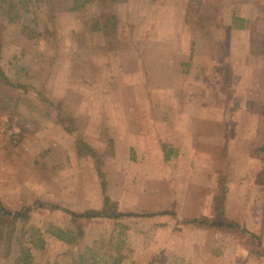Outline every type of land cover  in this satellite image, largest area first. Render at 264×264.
I'll return each mask as SVG.
<instances>
[{
	"label": "crops",
	"instance_id": "obj_1",
	"mask_svg": "<svg viewBox=\"0 0 264 264\" xmlns=\"http://www.w3.org/2000/svg\"><path fill=\"white\" fill-rule=\"evenodd\" d=\"M133 1L109 2L98 17L93 10L103 0H83L70 10L71 16L90 24V39L96 32L118 39L127 28L122 18L130 27L142 28L141 45L132 46V56H124L127 63L129 58L143 65L137 81L142 92L133 95L125 120L109 121L115 131L109 143L119 166L104 170L106 194L120 211L155 214L117 219L128 235L122 264L130 259L148 264H264V255L240 236L258 234L255 226L264 222V210L257 208L264 195V35L256 37L264 32V18L253 14L252 3L240 0L231 12L222 5L233 0H149L138 17ZM210 3L224 10L216 21ZM204 19L215 22L204 25ZM129 33L132 38L137 34L133 29ZM86 45L84 67L89 70L104 60L110 62L106 72L114 74L116 48L103 49L101 59L96 51L100 45ZM117 146L126 148L124 156H118ZM77 158L82 160H73ZM95 171L103 197L95 208L100 209L104 193ZM115 192L126 196L128 208ZM137 195L142 199L136 201ZM222 220V225L213 223Z\"/></svg>",
	"mask_w": 264,
	"mask_h": 264
},
{
	"label": "rangeland",
	"instance_id": "obj_2",
	"mask_svg": "<svg viewBox=\"0 0 264 264\" xmlns=\"http://www.w3.org/2000/svg\"><path fill=\"white\" fill-rule=\"evenodd\" d=\"M148 1H133L138 17ZM236 1L222 7L225 11L226 6L230 7L231 12ZM74 2L0 0V64L5 76L13 81L10 84L0 78V179L3 178L0 199L13 212L29 208L26 227L35 225L42 229L46 244L43 249L32 248L30 264H72L78 251L94 245L98 248L101 264H112L110 255L114 253L118 238L113 237L117 219L74 218L61 208L77 212L96 209L103 197L95 171V158L100 157L107 171L111 168L116 171L119 166L109 146L110 135L115 134L109 121L117 124L125 120L135 102L133 95L142 92L141 83L139 85L137 81L142 78L140 68L143 65L129 58L127 63L124 58L125 55L132 56V46L141 45L142 28L141 25L130 27L126 18H122L127 28L118 39L99 32L90 39L86 33L90 24H84L77 14L70 15ZM103 2L105 5H100L101 9L93 10L96 17L101 15L105 6L110 7L109 2L118 4V0ZM243 2L252 3L253 14L264 18V0H240ZM222 7L219 3L211 4L209 13L215 21L218 13L224 11ZM120 11L124 14L126 10L121 7ZM215 21L202 20L204 25ZM130 29L137 32L134 38L127 34ZM261 34L256 36L257 39L262 38L264 32ZM86 44L100 45L96 51L101 59H104L103 49L108 52L110 48H116L114 59L117 62H112L115 70L111 71L114 74L106 72L110 69V62L104 64L100 59L98 64H91V69L84 67V56L88 55L85 53ZM94 50L89 52L95 58ZM127 71L139 76L128 78ZM131 80L135 82L131 84ZM112 82L116 88L110 92ZM115 105L118 109H114ZM110 106L113 110L109 113ZM123 123L126 130L129 126L125 121ZM91 147L95 150L91 151ZM78 148L83 152L82 157ZM116 151L118 156H124L126 148L117 146ZM261 152H264V146ZM75 157L82 160L77 158L74 161ZM74 169L75 173L70 172ZM112 195L120 198L122 206L128 208L126 196L117 192ZM136 198L137 201L142 196ZM260 200L257 208L264 210V195ZM53 204L60 208H53ZM24 223V220H14L9 215L0 217V264H14L24 253L23 247L30 245L28 235L21 236ZM52 223L73 229L80 224L85 232L77 244L68 246L47 231ZM263 224L255 226L258 234L249 231L247 234L241 232L240 236L254 251L264 255ZM20 240H23L22 245ZM127 250L125 247L124 252ZM146 263L150 261L140 263L130 259L123 264Z\"/></svg>",
	"mask_w": 264,
	"mask_h": 264
},
{
	"label": "trees",
	"instance_id": "obj_3",
	"mask_svg": "<svg viewBox=\"0 0 264 264\" xmlns=\"http://www.w3.org/2000/svg\"><path fill=\"white\" fill-rule=\"evenodd\" d=\"M78 0H75L73 9H78L80 6V3L77 2ZM264 47V43H263ZM264 50V49H263ZM0 78L5 80L6 82L12 84V80L5 76L1 64H0ZM110 143V148H111ZM91 151L95 150L94 148L90 149ZM102 155V154H101ZM96 160V169L101 177V186L103 188L104 193V199H103V206L100 209H86L81 212L69 210L67 208H61L65 212L72 215L74 218H83V219H92V218H112V219H118L120 217H128V216H151L155 213H133V212H123L119 210V203L115 200H112L110 196L106 194V182H105V170H104V162L100 160V157L98 156L95 158ZM220 206V210H222L223 205ZM53 208H60L57 205H52ZM26 211H29V208L25 209V211H10L0 200V217L9 215L12 219L17 220L22 219L25 221L23 224V227L21 228V236L24 237L26 234L27 237V243L28 247H23L24 253L16 258V261L14 264H30L32 261V248L36 247L37 249H43L44 245L46 244V240L42 235V229L35 225H30V227H26L28 216ZM223 211V210H222ZM166 212V211H164ZM167 213V212H166ZM223 213V212H221ZM202 222V221H201ZM216 225H222L224 224V221H220L221 224H219V221L213 222ZM229 223V222H228ZM229 225H236V224H229ZM116 228L114 229V235L113 237H118L116 239V243L114 248V253L110 255V259L113 261L112 264H121L124 258L126 257V253L124 252V248L126 247L127 243L126 240L128 238L127 230L124 227L123 223L117 222ZM47 231L56 237L58 240L65 242L68 246H73L74 244H77L79 239L83 237L84 234V228L80 224H76V229L69 228V227H62L55 224H50L47 228ZM23 240H20V243L22 245ZM30 246V247H29ZM72 264H101L100 259L98 258V248H95L94 246H86L83 251H78L76 258L74 259V263ZM106 264V263H103Z\"/></svg>",
	"mask_w": 264,
	"mask_h": 264
}]
</instances>
